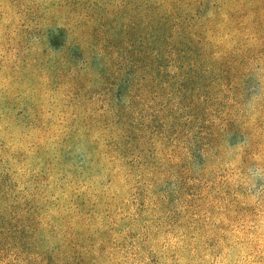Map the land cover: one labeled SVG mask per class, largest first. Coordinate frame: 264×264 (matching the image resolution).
Listing matches in <instances>:
<instances>
[{
  "label": "rangeland",
  "instance_id": "rangeland-1",
  "mask_svg": "<svg viewBox=\"0 0 264 264\" xmlns=\"http://www.w3.org/2000/svg\"><path fill=\"white\" fill-rule=\"evenodd\" d=\"M170 13L195 116L114 107ZM0 264H264V0H0Z\"/></svg>",
  "mask_w": 264,
  "mask_h": 264
},
{
  "label": "trees",
  "instance_id": "trees-1",
  "mask_svg": "<svg viewBox=\"0 0 264 264\" xmlns=\"http://www.w3.org/2000/svg\"><path fill=\"white\" fill-rule=\"evenodd\" d=\"M167 18H170L172 20L168 24L170 25V35H167L166 40H159L160 42L164 43V46H156L153 44L151 45V61L148 64L151 67H149L147 71L148 73H142L141 63L143 64V59H139V56L134 55V53H132L133 50H131H135L136 46L140 45L139 42H136L135 44L129 42L123 44L120 47L117 46V50L113 51L114 53L117 52L118 55L123 58H125V55H127L130 51V53H132L134 56L133 62H136L132 67V72H134L133 77L130 76L129 72H127L126 64L121 63L117 68V75H121L123 81L115 84L117 88H109L110 91L108 90L114 107L120 108V110L124 109L126 100L128 98L127 90L128 88H130L131 91L135 89V85H133V83L137 80L136 77H138V75L140 74L141 76L146 75L150 79V84L148 86L147 92L151 94L152 104H154L155 101L161 97V91L166 93L168 91V94L175 95L176 99H180L181 102L175 104L176 108H174L177 109L175 113L183 115L185 119H187V117L189 116L193 117V114L195 116L197 109H194L188 103L186 92L188 91V89H191L190 86H192V82H194V90L202 94L203 87H201L200 84L206 79V77L208 79L211 78L213 67L201 66V63L197 60H190L192 61L190 64L185 61L187 55H185L184 53L183 43L181 41L182 35L180 34L183 26H181L179 22L173 21L174 18L172 13H170ZM176 37H178V39H176ZM151 43H155V41H151ZM179 50H181L182 52L180 53L181 57L175 55L177 51L179 53ZM158 61L161 62V64L156 66L155 64ZM221 61V58L216 59L215 63L221 64ZM223 63H225V61H222V64ZM199 67L201 69H199ZM223 74H225V71L223 72ZM193 75L194 77H191ZM136 99V108L138 105H141L142 107H148L149 109H151V107H149L148 105H144L145 103L140 102V100H142L141 96H137ZM159 109L161 108H157L156 110ZM142 114L143 112L139 113L138 116H141Z\"/></svg>",
  "mask_w": 264,
  "mask_h": 264
}]
</instances>
